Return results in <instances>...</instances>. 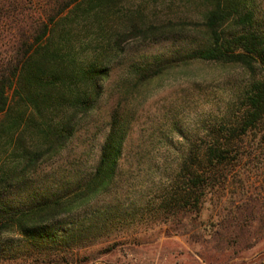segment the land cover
<instances>
[{
    "label": "trees",
    "instance_id": "obj_1",
    "mask_svg": "<svg viewBox=\"0 0 264 264\" xmlns=\"http://www.w3.org/2000/svg\"><path fill=\"white\" fill-rule=\"evenodd\" d=\"M131 1L0 0V236L16 230L45 239L62 215L69 217L108 193L134 114L128 99L152 80L200 62L238 68L245 79L205 134L188 139L172 129L186 149L161 176V214L155 222L171 225L174 234L211 247L217 256L229 247H255L264 241V16L253 0H170L200 8L195 24L205 38L193 48L132 65L110 112L98 160L82 182L24 209L2 201L4 191L20 186L66 147L103 94L128 40L153 34L140 11L126 7ZM170 33L161 26V37ZM126 210L95 211L63 238L91 237L99 224L105 227L117 215L122 220ZM206 211L209 217L203 220ZM116 242L100 251L112 252ZM239 254L233 251L229 258L240 259L235 264L259 260L254 256L246 262Z\"/></svg>",
    "mask_w": 264,
    "mask_h": 264
},
{
    "label": "rangeland",
    "instance_id": "obj_2",
    "mask_svg": "<svg viewBox=\"0 0 264 264\" xmlns=\"http://www.w3.org/2000/svg\"><path fill=\"white\" fill-rule=\"evenodd\" d=\"M253 1L258 15L263 17L264 0ZM126 7L138 9L146 24L153 27V34L128 40L104 81L103 94L66 147L41 163L20 186L3 192L1 199L10 207L27 208L82 182L98 160L110 112L121 97L122 81L132 65L152 63L177 48H193L205 38L195 24L200 8L193 2L132 0ZM161 26L171 33L161 37ZM244 79L238 68L193 62L142 86L127 102L134 114L111 190L69 217L62 215L61 223L46 235L53 241L34 240L16 230L3 233L0 264H235L240 259L229 258L233 251L245 257L246 262L257 256V264H264V241L248 250L229 247L217 256L211 247H199L174 234L171 225L155 222L161 214V176L172 170L174 158L186 149L182 136L172 129L176 127L188 139L205 134L226 111ZM114 206L127 207L124 215L120 214L122 220L117 215L105 227L99 224L91 237L63 238L93 212ZM208 217L206 211L201 218ZM110 241H117L112 252H101L111 245Z\"/></svg>",
    "mask_w": 264,
    "mask_h": 264
}]
</instances>
